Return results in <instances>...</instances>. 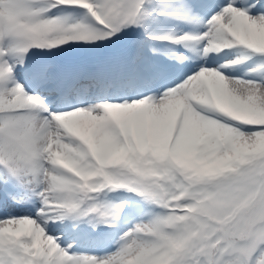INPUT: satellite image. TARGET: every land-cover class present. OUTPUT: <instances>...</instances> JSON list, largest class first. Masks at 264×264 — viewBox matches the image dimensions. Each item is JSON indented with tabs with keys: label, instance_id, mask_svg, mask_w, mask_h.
Returning <instances> with one entry per match:
<instances>
[{
	"label": "snow or ice",
	"instance_id": "obj_1",
	"mask_svg": "<svg viewBox=\"0 0 264 264\" xmlns=\"http://www.w3.org/2000/svg\"><path fill=\"white\" fill-rule=\"evenodd\" d=\"M0 264H264V0H0Z\"/></svg>",
	"mask_w": 264,
	"mask_h": 264
}]
</instances>
